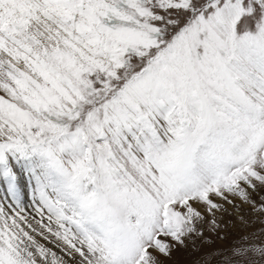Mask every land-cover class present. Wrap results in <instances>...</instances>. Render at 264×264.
<instances>
[{"label":"snow or ice","instance_id":"snow-or-ice-1","mask_svg":"<svg viewBox=\"0 0 264 264\" xmlns=\"http://www.w3.org/2000/svg\"><path fill=\"white\" fill-rule=\"evenodd\" d=\"M245 205L264 216V0H0V264H165Z\"/></svg>","mask_w":264,"mask_h":264},{"label":"rangeland","instance_id":"rangeland-1","mask_svg":"<svg viewBox=\"0 0 264 264\" xmlns=\"http://www.w3.org/2000/svg\"><path fill=\"white\" fill-rule=\"evenodd\" d=\"M246 210V219L247 221L251 222L250 225H246L245 223H241V214L239 212H232L231 215H225L223 217V221L221 224V230L217 235H213L212 239L216 242L214 245H207L205 244L208 251L210 248H228L232 245V243L240 237H248L250 240L254 241L255 243L259 244L261 241H264V231H260L262 227H264V216H256L251 213V210L247 208L245 205ZM255 232V236H250L251 233ZM207 235V234H206ZM197 245L202 248V245L199 241H197ZM179 249V250H178ZM176 254H181L182 259L178 261L180 264H196L197 260L201 256V250L195 251L193 245L189 243L188 247L186 248H178ZM192 256V257H191ZM167 262H171V260H167ZM175 262L173 264H178Z\"/></svg>","mask_w":264,"mask_h":264},{"label":"bare ground","instance_id":"bare-ground-1","mask_svg":"<svg viewBox=\"0 0 264 264\" xmlns=\"http://www.w3.org/2000/svg\"><path fill=\"white\" fill-rule=\"evenodd\" d=\"M202 248H204V249H200L201 250V254H202V252H204V251H208V249L206 248V246H205V244H203L202 245ZM179 250V249H178ZM178 250H176V251H178ZM176 251L172 254V257H171V262L169 263V262H165V264H173V263H175V262H178V261H180V259H182V261H184L183 260V258H182V256H181V254L179 253L178 255L176 254ZM200 252V251H199ZM200 254V255H201ZM192 257V256H191ZM182 261H180V262H182ZM178 264H180L179 262H178ZM182 264V263H181Z\"/></svg>","mask_w":264,"mask_h":264}]
</instances>
